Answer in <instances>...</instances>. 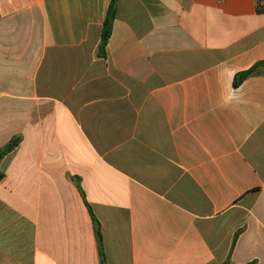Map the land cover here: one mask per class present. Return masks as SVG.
Returning <instances> with one entry per match:
<instances>
[{
    "label": "crops",
    "instance_id": "obj_1",
    "mask_svg": "<svg viewBox=\"0 0 264 264\" xmlns=\"http://www.w3.org/2000/svg\"><path fill=\"white\" fill-rule=\"evenodd\" d=\"M111 3L0 0V264H264L258 0Z\"/></svg>",
    "mask_w": 264,
    "mask_h": 264
},
{
    "label": "trees",
    "instance_id": "obj_2",
    "mask_svg": "<svg viewBox=\"0 0 264 264\" xmlns=\"http://www.w3.org/2000/svg\"><path fill=\"white\" fill-rule=\"evenodd\" d=\"M117 3L118 0H112V3L109 7V10L107 12L106 18L103 23V28H102V34H101V43L99 46V51L98 55L102 58L106 57V51L107 47L110 41V38L112 36L113 32V26H114V21L116 19L117 15ZM258 12H264V5H263V0H258ZM264 68V61H260L256 63L254 66H252L250 69L241 72L236 75L235 80H234V86L238 87L240 86L247 78L250 76L257 74L260 72V70ZM22 142V136L16 135L14 136L8 143H6L3 147L0 148V165L2 161L10 155L12 152H14L19 145ZM4 175L0 174V180L3 179ZM78 184V189L81 193V195L85 198V193L82 190L81 184ZM92 221L94 224V229H95V235L98 243L99 250L101 252V257H102V262L103 264L105 263V254H104V244H103V235L101 231V223L95 216L92 208L88 205ZM238 235H236L237 239ZM235 239V241H236Z\"/></svg>",
    "mask_w": 264,
    "mask_h": 264
}]
</instances>
